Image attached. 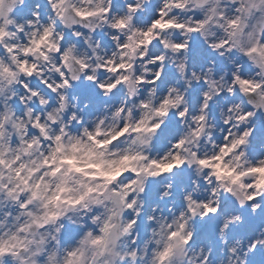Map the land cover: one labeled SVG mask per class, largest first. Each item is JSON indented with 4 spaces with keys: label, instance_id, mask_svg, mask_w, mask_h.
<instances>
[{
    "label": "clouds",
    "instance_id": "9594fccd",
    "mask_svg": "<svg viewBox=\"0 0 264 264\" xmlns=\"http://www.w3.org/2000/svg\"><path fill=\"white\" fill-rule=\"evenodd\" d=\"M262 125L264 0H0V264H253Z\"/></svg>",
    "mask_w": 264,
    "mask_h": 264
},
{
    "label": "rangeland",
    "instance_id": "374dc122",
    "mask_svg": "<svg viewBox=\"0 0 264 264\" xmlns=\"http://www.w3.org/2000/svg\"><path fill=\"white\" fill-rule=\"evenodd\" d=\"M199 52V57L197 56V53ZM208 56V53L205 49L201 48L198 44H194L193 46V59L199 61L200 59L206 60ZM76 93L81 96L82 101L83 100H90L92 102L91 108L88 110L89 112L98 110L100 107H102V104L104 101L101 99L99 92L95 89L94 85L91 84H84L83 88L78 89L76 88ZM198 94V90L193 91L192 95L195 98ZM174 130L173 125H169L165 128L162 135L164 137H167L172 131ZM256 138L254 140V150H259L261 145H264V125L261 126L260 129H258L257 133L255 134ZM181 182L186 183L187 180L183 177H181ZM150 197L152 199L155 198V190L150 189ZM247 216V223L242 229L243 234L249 235V236H255V231L257 226L264 222V218H261L259 215L257 216H250L249 214H246ZM217 222L216 221H206L202 224H200L198 227L200 229L198 236L202 237L204 235L208 236H214V230L216 227ZM72 229L70 228L68 230V234L72 233ZM253 264H264V251H258L254 256L252 257Z\"/></svg>",
    "mask_w": 264,
    "mask_h": 264
},
{
    "label": "snow or ice",
    "instance_id": "6c2138e0",
    "mask_svg": "<svg viewBox=\"0 0 264 264\" xmlns=\"http://www.w3.org/2000/svg\"><path fill=\"white\" fill-rule=\"evenodd\" d=\"M202 163H204V161H202ZM249 199H252L251 197H249ZM207 207V206H206ZM173 235H176L175 233L173 234ZM97 242H98V240H97ZM166 254V253H165Z\"/></svg>",
    "mask_w": 264,
    "mask_h": 264
},
{
    "label": "water",
    "instance_id": "95a60500",
    "mask_svg": "<svg viewBox=\"0 0 264 264\" xmlns=\"http://www.w3.org/2000/svg\"><path fill=\"white\" fill-rule=\"evenodd\" d=\"M83 84H81V85H78V87H81Z\"/></svg>",
    "mask_w": 264,
    "mask_h": 264
}]
</instances>
